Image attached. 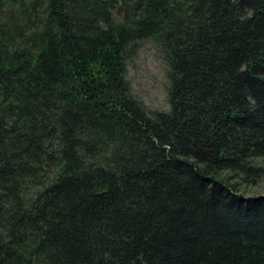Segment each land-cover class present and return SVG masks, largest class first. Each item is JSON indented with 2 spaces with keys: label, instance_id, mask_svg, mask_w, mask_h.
<instances>
[{
  "label": "trees",
  "instance_id": "16d2710c",
  "mask_svg": "<svg viewBox=\"0 0 264 264\" xmlns=\"http://www.w3.org/2000/svg\"><path fill=\"white\" fill-rule=\"evenodd\" d=\"M263 157L264 0H0V264H264Z\"/></svg>",
  "mask_w": 264,
  "mask_h": 264
},
{
  "label": "rangeland",
  "instance_id": "374dc122",
  "mask_svg": "<svg viewBox=\"0 0 264 264\" xmlns=\"http://www.w3.org/2000/svg\"><path fill=\"white\" fill-rule=\"evenodd\" d=\"M166 69L157 47L148 41L143 43L138 55L129 63L127 76L133 92L152 110L169 108ZM257 164L264 168V157L258 159ZM233 180L237 182L238 178ZM240 189L249 196L264 195V176L251 184L242 183Z\"/></svg>",
  "mask_w": 264,
  "mask_h": 264
}]
</instances>
